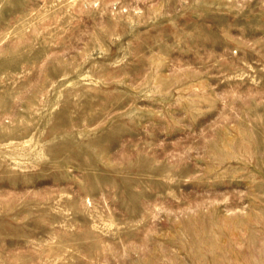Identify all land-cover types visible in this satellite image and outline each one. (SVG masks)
Instances as JSON below:
<instances>
[{"label":"rangeland","instance_id":"rangeland-1","mask_svg":"<svg viewBox=\"0 0 264 264\" xmlns=\"http://www.w3.org/2000/svg\"><path fill=\"white\" fill-rule=\"evenodd\" d=\"M0 264H264V0H0Z\"/></svg>","mask_w":264,"mask_h":264}]
</instances>
